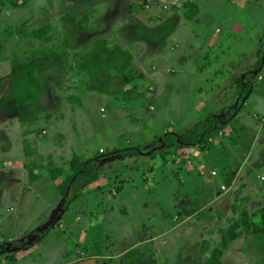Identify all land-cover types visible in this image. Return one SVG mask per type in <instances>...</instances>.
<instances>
[{
  "label": "rangeland",
  "instance_id": "374dc122",
  "mask_svg": "<svg viewBox=\"0 0 264 264\" xmlns=\"http://www.w3.org/2000/svg\"><path fill=\"white\" fill-rule=\"evenodd\" d=\"M60 7L59 0H0L2 49L10 59L0 63V264H86L93 252L119 255L114 264L125 258L132 264H204L244 212L261 224L264 66L256 72L255 65L264 57V0L82 5V12L96 10L81 33L84 44L100 36L136 51L133 69L124 73L129 82L114 72L108 93L87 90V79L73 70L72 54L62 56L64 73L38 80L35 68L42 62L30 59L41 42L31 44L17 33L7 37L23 22L50 24L61 33ZM15 60L23 65L13 74ZM244 78L253 87L245 106L204 149H159L164 133H184L237 107ZM27 115L34 119L25 123L21 116ZM134 147L141 156L110 157ZM96 156L99 179L63 197L59 186L72 174L73 159ZM54 166L62 171L56 181L49 173ZM31 170L36 181L29 179ZM186 199L193 203L187 211L209 203L215 215L211 219L206 210L189 219L181 205ZM154 235L155 241L138 243ZM222 264H264V234L233 241Z\"/></svg>",
  "mask_w": 264,
  "mask_h": 264
},
{
  "label": "trees",
  "instance_id": "16d2710c",
  "mask_svg": "<svg viewBox=\"0 0 264 264\" xmlns=\"http://www.w3.org/2000/svg\"><path fill=\"white\" fill-rule=\"evenodd\" d=\"M59 1L61 2L60 8L62 10L61 33L53 30L50 24H44L36 28L30 27L26 22H23L17 31L15 29L10 30L7 37L12 38L17 33L31 44L36 40L41 42L40 48H36L31 52L32 57L30 59V62H42L41 65L35 68L38 80H41V76L49 75L53 71H58L59 74L64 73L66 65L62 60V56L63 54H66V56L72 54L74 61L73 70L87 79V90L108 93L114 72L124 74L133 69L134 53L126 47L112 45L107 42V39L100 36L92 38L88 44H84L81 41V33L87 32L86 30H88L89 23L92 16L96 14V10L90 9L87 12H82L80 8L82 5L92 3L94 0ZM66 2L72 3L73 6H67ZM185 7H188V5H185ZM194 13H186L185 17L191 20L194 17ZM53 41H55V44L52 47L45 46ZM2 44L4 42L0 34V63L10 60L4 56ZM22 65L21 61L15 60L12 64L13 74H16ZM263 66L264 57L255 65L256 72L261 71ZM247 75L245 74V77ZM128 82L129 77L124 74L123 83L126 84ZM240 82L239 90L243 98L237 107L225 110L226 116L224 117H220L217 114L209 115L184 133L176 134L172 131L164 133L160 136L161 145L159 149L162 147L169 151L189 148L204 149V145L209 140L213 139L224 126L230 124L235 119L241 108L245 106V101L250 97L253 87L246 82L245 78ZM46 85H49V83L46 82ZM21 119L26 120L25 123H27V121L33 120L34 117L27 115L21 116ZM24 146L25 154L30 157L29 142L25 141ZM137 156H141L140 147L120 149L110 154V157H122L123 159ZM155 157L156 154L153 153L152 158ZM100 159V156L87 160L73 159L70 164L72 174L67 176L65 181L59 186L61 195L67 197L71 191L77 195L85 187L97 181L99 179L97 163ZM163 161L165 164L168 162L165 155L163 156ZM49 173L55 181L62 176V171L59 170V167L55 166L51 167ZM38 178L39 176L33 170L29 171V179L31 181H36ZM227 185L231 186V182H228ZM244 234H264V208L261 211V224L251 221L249 214L244 212L242 220L234 223L228 232L222 236L220 246L212 251L204 264H222L224 252L233 241L239 239Z\"/></svg>",
  "mask_w": 264,
  "mask_h": 264
},
{
  "label": "crops",
  "instance_id": "0c3cea01",
  "mask_svg": "<svg viewBox=\"0 0 264 264\" xmlns=\"http://www.w3.org/2000/svg\"><path fill=\"white\" fill-rule=\"evenodd\" d=\"M96 7V6H95ZM97 9V8H96ZM97 17H98V19L101 17V12H98L97 13ZM100 20V19H99ZM104 32L105 33H107L108 35L110 34L109 33V30L108 29H105L104 30ZM112 45H116V44H112ZM121 46V45H120ZM127 48V47H126ZM129 49V48H128ZM131 50V49H130ZM131 51H133V53H135L136 51L135 50H131ZM147 56V55H146ZM149 57H150V55H149ZM135 58H136V56H135ZM151 59V61L152 60H157V58L156 57H150ZM64 123V122H63ZM70 137V136H69ZM71 145V144H70ZM69 145V146H70ZM59 150V149H58ZM62 150H64V152L65 151H67L68 150V148L67 147H64V149L62 148L61 149V151ZM59 159H61V158H55L54 160H56V161H58ZM188 164L190 163V162H187ZM166 175H168V174H166ZM162 179V178H161ZM187 200V199H186ZM193 205V203L192 202H190L189 200H187V202L185 203L184 201L182 202V207L184 208H186V207H188L189 205ZM60 205H58V207H59ZM193 207H195V209L196 210H194V212H189V211H187V210H189L188 208H186V215L188 216V218L190 219V218H192V217H195V216H199V214H203L206 210H208V211H211L210 213V218L212 219L213 218V215H215V212H214V209L215 208H213V209H211L210 208V205H209V203H207L206 205H201V206H193ZM68 210L69 209H63V215H62V217H64V215L68 212ZM225 214H227V211H226V213ZM204 219H206L205 217H203ZM122 219V218H121ZM62 220V218L60 219V221ZM79 221H80V219H78ZM122 223H124V219H122V221H121ZM200 223H206V220H204V221H201ZM91 224V223H90ZM213 228V227H212ZM139 231H140V228L138 229ZM201 229H199V231H200ZM129 232V231H128ZM250 235V234H249ZM88 237H89V234H85L84 236H83V239L84 240H87L88 239ZM159 236H157V235H154V236H152V237H149L148 239H143L142 241H140V242H138V243H142V244H147V243H149V242H153V241H155V239H157ZM81 239H82V237H81ZM208 239V237H206L204 234L201 236V239L200 240H202V241H205V240H207ZM128 251V247H127V249H125V250H123L121 253H126ZM118 256L119 255H117V256H102L101 254H98V252H93V254H92V256H91V258H89V263L87 262L86 264H114V261H112V260H114V259H120V257L118 258ZM123 257H124V255H122ZM126 257H128V255H126ZM106 258H108V259H111V262L110 263H104V261L106 260ZM128 260V261H127ZM85 261V260H84ZM138 263V262H137ZM122 264H132V262H131V259H124V260H122Z\"/></svg>",
  "mask_w": 264,
  "mask_h": 264
}]
</instances>
